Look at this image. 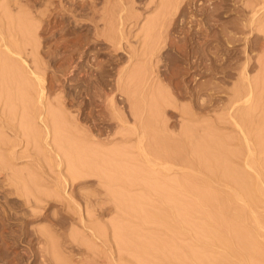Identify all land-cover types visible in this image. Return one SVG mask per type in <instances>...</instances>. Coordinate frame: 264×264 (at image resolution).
<instances>
[{"label": "rangeland", "instance_id": "obj_1", "mask_svg": "<svg viewBox=\"0 0 264 264\" xmlns=\"http://www.w3.org/2000/svg\"><path fill=\"white\" fill-rule=\"evenodd\" d=\"M139 118L156 146L178 150L182 161L195 154L194 161L207 164L214 175L208 188L198 182L200 173L193 184L210 191L207 198L213 189V205L181 187L165 190L153 178L161 166L148 167L138 153L131 129ZM263 136L264 0H0V264H264ZM114 148L127 158L108 156ZM74 171L79 178H72ZM181 171L165 180L183 178ZM240 175L255 178L251 200L233 192ZM222 195L226 204L217 200ZM179 202L183 208L196 203L194 214ZM234 210L248 220L239 221ZM245 226H254L256 241ZM254 241L258 252L250 247ZM188 246L199 263L189 260ZM201 249L209 253L202 256Z\"/></svg>", "mask_w": 264, "mask_h": 264}, {"label": "bare ground", "instance_id": "obj_2", "mask_svg": "<svg viewBox=\"0 0 264 264\" xmlns=\"http://www.w3.org/2000/svg\"><path fill=\"white\" fill-rule=\"evenodd\" d=\"M121 17H122V16H121ZM121 19H122V18H121ZM123 21H124V18H123ZM123 23H124V22H123ZM120 24H121V23H120ZM125 24H126V23H125ZM123 25H124V24H123ZM111 27H112V26H111ZM122 27H123V26H122ZM111 30H112V29H111ZM115 30H116V29H115ZM120 31H121V30H120ZM112 34H114V33H111V35H112ZM115 34H116V33H115ZM118 34H119V36H120V39H119V38H117V39L120 40V41H122V40H121L122 33H120V32L118 31ZM102 36H103V34H102ZM108 36H109V35H108ZM116 36H117V35H116ZM116 36H114V38H113L114 40H115ZM119 36H117V37H119ZM122 38H123V37H122ZM107 39H108V38H107ZM107 39L104 37V39L102 40V42L107 43V41H105V40H107ZM109 39H110V38H109ZM110 40H111V39H110ZM114 40H113V41L111 40V41L113 42V47H114L113 49H114V50H115V49H117V50L121 49L120 42H119V43H118V42H114ZM108 41H109V40H108ZM96 43H97V42H96ZM121 43H122V42H121ZM64 45H65V44H64ZM153 46H154V45H153ZM59 49H60V48H59ZM147 49H148V48H147ZM55 50H56V49H55ZM75 50H76V49H75ZM83 51H84V50H83ZM120 52H121V50H120ZM138 52H139V51H138ZM148 52H149V51H148ZM156 52H157V51H156ZM57 53H58V52H57ZM76 53H77V52H76ZM51 54H52V53H51ZM130 54H131V52H130ZM132 55H133V54H132ZM154 55H155V54H154ZM55 56H56V55H55ZM55 56H54V57H55ZM134 56H135V55H134ZM152 57H153V56H152ZM54 60H57V59L55 58ZM54 60H53V61H54ZM53 61H52V62H53ZM188 63H189V62H188ZM54 66H55V65H54ZM90 68H91V67H90ZM142 70H143V69H142ZM32 73H33V72H32ZM34 73H35V72H34ZM31 75H32V74H31ZM140 75H141V74H140ZM37 76H38V75H37ZM140 77H141V76H140ZM35 78H36V77H35ZM38 80H39V79H38ZM100 81H101V80H100ZM119 81H120V80H119ZM135 81H136V80H135ZM140 82H141V81H140ZM146 82H147V81H146ZM135 83H136V82H135ZM117 84H118V83H117ZM123 84H124V83H123ZM139 84H140V83H139ZM118 87H119V86H118ZM122 87H123V86H122ZM43 88H44V87H43ZM41 89H42V88H41ZM113 89H114V88H113ZM118 89H119V88H118ZM136 89H137V88H136ZM121 90H122V89H121ZM134 90H135V89H134ZM113 91H114V90H113ZM124 92H125V91H124ZM126 92H127V90H126ZM127 93H128V92H127ZM130 94H131V93H129V95H130ZM105 95H106V94H105ZM108 95H109V94H108ZM131 95H132V94H131ZM40 97H41V96H40ZM131 97H132V96H131ZM134 98H135V97H134ZM247 99H248V98H247ZM257 99H258V98H257ZM106 100H107V99H106ZM114 100H115V99H113V97H112V98L110 99V101H109V102H110L109 105H111L112 111H113V112H116V114H117L119 111H118V109H117L118 107L116 106L117 104H115L116 102H114ZM131 100H132V99H131ZM134 100H135V99H134ZM136 100H137V99H136ZM232 101H233V100H232ZM237 101H238V100H237ZM109 102H108V103H109ZM235 102H236V101H235ZM131 103H132V101H131ZM135 103H136V102H135ZM136 106H137V105H136ZM136 106H135V107H136ZM141 106H142V105H141ZM143 106H144V105H143ZM100 107H101V106H100ZM131 107H132V106H131ZM146 108H147V107H146ZM253 108H254V107H253ZM131 109H132V108H131ZM246 109H248V108H246ZM251 109H252V108H251ZM135 110H137V109H135ZM142 110H143V109H142ZM248 110H249V109H248ZM248 110H246V111H248ZM254 110H255V109H254ZM125 111H126V110H125ZM138 111H139V110H138ZM250 112H251V111H250ZM49 113H50V112H49ZM56 113H57V112H56ZM122 113H123V112H122ZM124 113H125V112H124ZM128 113H129V112H128ZM130 113H131V114H129V115H132V114H133V112H130ZM246 114H247V112H246ZM58 115H59V114H58ZM88 115H89V114H88ZM121 115H123V114H121ZM121 115L118 114V118H119V119L121 118ZM135 115H136V114L134 113V116H135ZM139 115H140V114H139ZM139 115L137 114L136 116H139ZM248 115H249V113H248ZM52 116H53V113H52ZM124 116H126V115H124ZM234 116H235V115H234ZM244 116H245V115H244ZM244 116H243V118H244ZM251 117H252V116H251ZM42 118H43V117H41V119H42ZM53 118H54V120H53L54 126L60 128L61 125H62L61 122H60V119H59L60 117L58 118V116L56 117V115H54ZM137 118H138V117H137ZM143 118H144V117H143ZM108 119H109V118H108ZM115 119H116V118H115ZM124 119H125V118H124ZM129 119H130V118H129ZM262 119H263V117H262ZM42 120L45 121L46 119L43 118ZM50 120H51V117H50ZM103 120H104V119H103ZM112 120H113V118H112ZM136 120H137V119H136ZM138 120H139V123H138V124L136 123L137 125L133 126L132 129L130 128V129L133 131V132H132V131H131V132H132V134H133V137H134V140H135L136 146H137V148H138V151H139L138 153H139L140 157H141L144 161H146L148 167L150 166V167L154 168V167H156V166H161L160 168H161V173H162V174H156V173H155V176H154V175H153V172H155L156 169L154 168L155 170H154L153 172H152L153 169L148 170L149 172H150V171L152 172L153 178H155L157 181H158V180H162V182H161L162 185H161V186L164 187V185H165V190L168 189V188H174V189L176 190V189H178V188L180 189V187H181V191L184 190V192H185L188 196H191V197H192L193 195H199V196H197V197H200V198H197V199H201V201L204 200V199H202V198L205 197L206 199H209V200H206L205 202L207 203V201H209V202H211V205H213L212 202L214 203V200H216L215 197H214V199L212 198V197H213L212 194H216V193H212V192H213V189H212V192H211V195H210V196H211L210 198L213 199V200L210 201L211 199H210V198H207V197H209V195H206V194H210V191H209V192H208V191H204V190L201 191V190H200L201 188L198 190L197 187H196V185H195V184H198L197 182H195V181H197L196 178H197V177H200V176L203 175V176L201 177L202 180L200 181V178H199V179H198V182L201 183V184H202L203 186H205V187L209 186L210 181H208V180H211V178L214 177V175L212 176V171L210 170V171H211V173H210V171L208 170V168H207V167H206V168L204 167V166H206L207 164L203 166L202 164L196 162L197 160L194 161V155H195L194 153H192V154H194L193 157H191L192 155L189 156L188 161H182V160H181V159H182L181 156L177 154V153H179L178 150H177V152L174 151V150H176V149H174L173 151H171V150L169 149V151H167V150L161 148V147L159 146L160 144H159L158 146H156V145H155V140H154V141H151V140L148 138V134H147V126H146V124L144 123V119L142 120V118H139ZM145 120H147V119H145ZM154 120H155V119H154ZM154 120H153V121H154ZM240 120H241V119H240ZM51 121H52V120H51ZM127 121H128V120H127ZM2 122H3V121H2ZM154 122H155V121H154ZM45 123H46V124H45ZM45 123H44V124H45L46 126H48V125H47L48 122L45 121ZM49 123H50V122H49ZM51 123H52V122H51ZM53 123H52V124H53ZM146 123H147V122H146ZM148 123H149V122H148ZM240 123H241V122H240ZM242 124H243V123H242ZM63 125H64V124H63ZM119 125H120V124H119ZM149 125H150V124H149ZM260 125H261V124H260ZM51 126H52V125H51ZM236 126H238V124H237ZM55 127H54V128H55ZM258 127H259V126H258ZM118 128H119V127H118ZM116 129H117V128H116ZM153 129H154V128H153ZM48 130H49V129H48ZM61 130H62V129H61ZM65 130H66V129H65ZM149 130H150V127H149ZM187 130H188V129H187ZM196 130H197V129H196ZM254 130H255V129H254ZM114 131H115V130H114ZM117 131H119V130H117ZM122 131H123V130H122ZM129 131H130V130H129ZM168 131H169V130H168ZM62 132H63V130H62ZM125 132H126V131H125ZM207 132H208V131H207ZM241 132H242V131H241ZM241 132H240V134H241ZM89 133H90V132H89ZM117 133H118V132H117ZM117 133H116V134H117ZM188 133H189V132H188ZM209 133H210V132H209ZM83 134H84V133H83ZM118 134H119V133H118ZM126 134H128V133H124V131H123V132L120 134L121 136H120V137L118 136V137L121 138V139H124V138H126V137H129V135L127 136ZM129 134H130V132H129ZM160 134H161V133H160ZM262 134H263V133H262ZM84 135H85V137H87L88 139H90V141H91V140H95V138L93 137L94 134H88V133H86V134H84ZM86 135H87V136H86ZM181 135H183V134H181ZM258 135H259V134H258ZM58 136H59V135H58ZM58 136H57V137H58ZM153 136H154V134H153ZM167 136H168V135H167ZM190 136H191V135H190ZM193 136H194V135H193ZM195 136H196V135H195ZM242 136H243V135H242ZM74 137H75V136H74ZM157 137H158V136H157ZM203 137H204V136H203ZM263 137H264V136H263ZM0 138H1V137H0ZM87 138H86V139H87ZM189 138H190V137H189ZM197 138H198V137H197ZM256 138H257V137H256ZM260 138H261V137H260ZM260 138H259V139H260ZM126 139H127V138H126ZM168 139H169V138H168ZM187 139H188V138H187ZM206 139H207V138H206ZM61 140H63V139H61ZM65 140H66V139H65ZM98 140H99V139H98ZM102 140H103V138H102ZM124 140H125V139H124ZM134 140H133V141H134ZM197 140H198V139H197ZM211 140H212V139H211ZM251 140H252V139H251ZM54 141H55V140H54ZM58 141H59V140H58ZM63 141H64V140H63ZM121 141H122V140H121ZM201 141H202V140H201ZM207 141H208V140H207ZM94 142H95V141H94ZM117 142H118V141H117ZM157 142H158V141H157ZM163 142H164V141H163ZM192 142H193V141H192ZM247 142H248V141H247ZM262 142H263V141H262ZM0 143H1V140H0ZM57 143H58V142H57ZM64 143H65V142H64ZM98 143L100 144L99 141H98ZM182 143H183V141H182ZM205 143H206V141H205ZM5 144H7V143H5ZM59 144H60V143H59ZM62 144H63V142H62ZM104 144H105V143H104ZM166 144H167V143H166ZM183 144H184V143H183ZM201 144H202V143H201ZM203 144H204V143H203ZM260 144H261V143H260ZM0 145H1V144H0ZM70 145H71V144H70ZM75 145H76V144H75ZM178 145H179V144H178ZM191 145H192V144H191ZM55 146H56V145H55ZM57 146H58V145H57ZM98 146H99V145H98ZM174 146L176 147L175 144H174ZM174 146H173V148H174ZM181 146H182V145H181ZM192 146H193V145H192ZM211 146H212V145H211ZM59 147H60V146H59ZM64 147H65V144H64ZM166 147H167V146H166ZM209 147H210V146H209ZM262 147H263V146H262ZM74 148H75V147H74ZM134 148H135V147H134ZM206 148H207V147H206ZM212 148H213V147H212ZM98 149H100V148H98ZM108 149H109V148H108ZM114 149H115V148H114ZM122 149H124V147H123ZM187 149H188V147H187ZM194 149H195V148H194ZM196 149H198V148H196ZM203 149H205V148H203ZM59 150H60V149H59ZM66 150H67V149H66ZM69 150H70V149H69ZM75 150H76V149H75ZM115 150H116V149H115ZM124 150H125V149H124ZM124 150H123V151H124ZM185 150H186V149H185ZM185 150H184V151H185ZM188 150H189V149H188ZM190 150H191V149H190ZM201 150H202V149H201ZM201 150H200V152H201ZM212 150H213V149H212ZM212 150H211V151H212ZM99 151H100V150H99ZM118 151H119L118 149H117L116 151L110 150V152H108L107 155H108V156H112L113 158H115V157L117 158V156H119V155H120V158H122V157H124V159L127 158V157L125 158V156H121V155L124 154V153H123V154L120 153V152H123V151L121 150V148H120V152H119V153H118ZM196 151H197V150H196ZM205 151H208V149H206ZM209 151H210V150H209ZM73 152H74V151H73ZM92 152H93V151H92ZM186 152H188V151H186ZM190 152H191V151H190ZM203 152H204V151H203ZM203 152H202V153H203ZM77 153H80V152H77ZM77 153H76V154H77ZM207 153H208V152H206V156H207ZM213 153H214V152H213ZM250 153H251V152H250ZM179 154H180V153H179ZM186 154H187V153H186ZM189 154H190V153H188L187 155H189ZM228 154H229V153H228ZM58 155H59V154H58ZM92 155H93V153H92ZM95 155H96V154H95ZM200 155H201V153H200ZM204 155H205V154H204ZM136 156H137V155H136ZM206 156H205V157H206ZM80 157H82V156H80ZM138 157H139V156H138ZM185 157H186V156H185ZM195 157H196V156H195ZM202 157H203V155H202ZM105 158H106V156H105ZM116 158H115V159H116ZM136 158H137V157H136ZM196 158H198V157H196ZM208 158H209V157L207 156V159H208ZM108 159H109V158H108ZM122 159H123V158H122ZM122 159H120V162H122ZM201 159H202V158H201ZM221 159H222V155H221ZM258 159H259V158H258ZM127 160L129 161V159H127ZM127 160H126V161H127ZM132 160H133V159L130 158V161H132ZM168 160H169L170 162H169ZM184 160H185V159H184ZM253 160H254V159H253ZM123 161H124V160H123ZM222 161H224V160H222ZM228 161H229V160H228ZM107 162H108V161H107ZM133 162H134V160H133ZM208 162H209V161H208ZM218 162H219V161H218ZM219 163H220V162H219ZM248 163H249V161H248ZM90 164H91V163H90ZM113 164H115V162H114ZM133 164H134V163H133ZM199 164L202 165V166H200ZM203 164H205V163L203 162ZM259 164H260V163H259ZM76 165H79V164H76ZM92 165H93V164H92ZM92 165H91V166H92ZM106 165H107V164H106ZM111 165H112V164H111ZM120 165H121V164H120ZM147 165H146V166H147ZM185 165H187V166H185ZM188 165L190 166V168H191L192 170H187V169H186V168H189ZM219 165H220V164H219ZM79 166H80V165H79ZM79 166H78V167H79ZM83 166H84V165H83ZM85 166H86V165H85ZM88 166H89V165H88ZM137 166H138V165H137ZM225 166H226V165H225ZM71 167H72V166H71ZM76 167H77V166H76ZM107 167H108V166H107ZM112 167H113V166H112ZM112 167H111V169H114V168H112ZM148 167H147V168H148ZM208 167H209V166H208ZM216 167H217V166H216ZM222 167H223V166H222ZM222 167H221V168H222ZM80 168H81V167H79V168H77V169H78V171L82 172V170H80ZM84 168H85V167H84ZM97 168H98V167H97ZM108 168H109V167H108ZM116 168H117V167H116ZM156 168H157V167H156ZM190 168H189V169H190ZM211 168H212V167H211ZM109 169H110V168H109ZM149 169H150V168H149ZM158 169H159V168H158ZM158 169H157V170H158ZM228 169H229V168H228ZM73 170H74V169H73ZM86 170H87V172L94 173V174H97V172L99 173V170H98V169L96 170L95 168H91V167H89V169L87 168ZM114 170H115V169H114ZM177 170H183V172L181 171V172H182V176H183V178H182L181 176H180L181 178L178 176V178H176V179H172V178H170V179L165 180V179L167 178V176H168V177H171V175H170V174H171V171H177ZM257 170H258V169H257ZM107 171H109V170L107 169ZM195 171H196L197 174L195 173ZM218 171H219V170H218ZM222 171H223V170H222ZM260 171H261V170H260ZM260 171H258V172H260ZM95 172H96V173H95ZM111 172H113V171H111ZM114 172H115V171H114ZM149 172H148V173H149ZM181 172H180V173H181ZM70 173H71V172H70ZM76 173H77V174H76ZM90 173H89V174H90ZM140 173H141V172H140ZM199 173L202 174V175H200ZM228 173H229V172H228ZM235 173H236V171H235ZM238 173H239V171H238ZM78 174L80 175V173H78V172H75V171L72 172V175H73V176L75 175V177L72 176V178H75V179H76V177L79 178ZM82 174H83V173H82ZM122 174H123V173H122ZM149 174H150V173H149ZM198 174H199V175H198ZM213 174H214V173H213ZM221 174H222V173H221ZM221 174H220V175H221ZM240 174H241V173H240ZM242 174H243V173H242ZM258 174H259V173H258ZM169 175H170V176H169ZM197 175H198V176H197ZM244 175H245V172H244ZM244 175H243V176H244ZM259 175H260V174H259ZM263 175H264V173H263ZM111 176H112V175H111ZM111 176H110V177H111ZM118 176H119V175H118ZM196 176H197V177H196ZM221 176H222V175H221ZM233 176H234V175H233ZM114 177H115V176H112V178H114ZM163 177H164V178H163ZM238 177H241L240 182H239V183H241V184H239V183L236 181V183H237L238 185H240V187H241V188H240L239 186H237V187H239V188H238L239 190L236 189L237 187H236L235 185H237V184H233V183H232L233 181L230 182V180L223 179V182H224L226 185H231L230 183H232V187H233V189H234L233 192H234L235 195H236L235 191H239V193H241V192H245V193L247 194V196H246V194H245L246 197H248V196L251 197V196H252V192H251V191H255V190L257 191V185H255V184H256V183H254L255 181L253 182V179L255 180V178H253L252 181H251L249 177H246V178H245V176L242 177V175L237 176V178H238ZM255 177H256V176H255ZM81 178H82V177H81ZM112 178H111V179H112ZM115 178H116V177H115ZM151 178H152V177H151ZM233 178H234V177H233ZM251 178H252V176H251ZM257 178H258V177H257ZM263 178H264V177H263ZM106 179H107V178H106ZM120 179H121V178H120ZM134 179H135V178H134ZM228 179H229V178H228ZM77 180H79V179H77ZM109 180H110V179H109ZM186 180H187V182H188V180L191 181V183H189V184L186 183ZM231 180H232V179H231ZM234 180H237V179L235 178ZM257 180H258V179H257ZM74 181H75V180H74ZM107 181H108V179H107ZM111 181H113V179H112ZM111 181H108V182L111 183ZM116 181H117V179H116ZM120 181H121V180H120ZM128 181H129V180H128ZM142 181H143V180H142ZM142 181H141V182H142ZM124 182H126V181L123 179V184L128 183V182H126V183H124ZM135 182H136V181H135ZM138 182H139V181H138ZM193 182H195V184H193ZM218 182H219V181H218ZM234 182H235V181H234ZM112 183H113V182H112ZM121 183H122V182H121ZM161 183H160V184H161ZM253 183H254V184H253ZM140 184H142V183H140ZM158 184H159V182L157 183V185H158ZM71 185H73V181H72ZM111 185H112V184H111ZM126 185H127V184H126ZM138 185H139V184H138ZM138 185H137V186H138ZM143 185H144V184H143ZM150 185H151V184H150ZM211 185H212V184H211ZM233 185H234V186H233ZM144 186H145V185H144ZM155 186H156V185H155ZM161 186H159L160 188H157V189H162ZM199 186H200V185H199ZM199 186H198V187H199ZM167 187H168V188H167ZM200 187H201V186H200ZM214 187H216V186H214ZM214 187H213V188H214ZM150 188H151V187H150ZM150 188L148 189V187H147V189H148L149 192L152 190V189H150ZM207 188H208V187H207ZM211 188H212V187H211ZM182 189H183V190H182ZM204 189H206V188H204ZM258 189H259V188H258ZM206 190H210V187H209V189H206ZM216 190H218V189H216ZM216 190H214V191H216ZM148 191H147V192H148ZM153 191H154V190H153ZM158 191H159V190H158ZM160 191H161V190H160ZM160 191H159V192H160ZM176 191H177V190H176ZM179 191H180V190H179ZM181 191H180V196H182ZM221 191H222V190H221ZM256 191H255V192H256ZM154 192L156 193V191H154ZM167 192L169 193V190L166 191V193H167ZM249 192H251V193H249ZM160 193H161V192H160ZM182 193H183V192H182ZM225 193H226V192H225ZM231 193H232V192H231ZM239 193H237L236 198H239V196H238ZM146 194H147V193H146ZM156 194H158V193H156ZM156 194H155V195H156ZM220 194H222V193H220ZM226 194H227V193H226ZM228 194H229V193H228ZM232 194H233V193H232ZM232 194H231V195H232ZM242 194H243V193H242ZM242 194H241V195L239 194L240 197L242 196L241 199L243 198V195H244V194H243V195H242ZM248 194H249V195H248ZM250 194H251V196H250ZM253 194H254V193H253ZM148 195H150V194H148ZM155 195H154V197H155ZM169 195H170V194H169ZM175 195H178V194H175ZM175 195H174V196H175ZM216 195H217V194H216ZM216 195H214V196H216ZM180 196H179V198H182V197H180ZM183 196H184V195H183ZM232 196H233V195H232ZM237 196H238V197H237ZM254 196H255V195H254ZM154 197H153V198H154ZM175 197H176V196H175ZM226 197H227V196H225L224 198H226ZM228 197H230V196H228ZM233 197H234V196H233ZM249 197H248L247 199H250ZM86 198H87V197H86ZM89 198H90V196H88L87 201H86V202H88V203L92 200L91 198H90V199H89ZM176 198H178V197H176ZM194 198H196V197L194 196ZM218 198H219V197H218ZM222 198H223V195H222V197H221V200H220V198L217 199V200L219 201L220 204H224V203H225V202H224V203H221V202H220V201H222V200L224 199V198H223V199H222ZM234 198H235V197H234ZM251 198H252V197H251ZM88 199H89V200H88ZM146 199H147V197H146ZM161 199H162V198H161ZM166 199H167V198H166ZM231 199H232V198H231ZM244 199H246V198H244ZM148 200H149V199H148ZM172 200H174V199H172ZM175 200H176V199H175ZM175 200H174V201H175ZM178 200H179V199H178ZM178 200H177V201H178ZM182 200H183V199H182ZM224 200H225V199H224ZM239 200H240V199H239ZM250 200H251V199H250ZM161 201H164V202H165V198L162 199ZM161 201L159 200V203H160ZM188 201H189V200H188ZM192 201H194V200H192ZM225 201H226V200H225ZM235 201H236V200H235ZM246 201H247V200H246ZM167 202H168V201H167ZM183 202L186 203L187 200H186V201H183ZM195 202H196V201H195ZM202 202H203V201H202ZM222 202H223V201H222ZM230 202H231V201H230ZM236 202H239V201H236ZM90 203H91V202H90ZM149 203H150V202H149ZM161 203L164 205L163 207H166V208H167V206H165L166 203H163V202H161ZM161 203H160V204H161ZM174 203H175V202H174ZM177 203H178V202H177ZM179 203H180V202H179ZM228 203H229V202H228ZM228 203H227V204H228ZM187 204H188V203H187ZM225 204H226V203H225ZM236 204H238V203H236ZM172 205H173V204L171 203V206H170V207H172ZM179 205H181V207L183 208V207H185L186 204H184V206H182V204L180 203ZM194 205H196V203L193 204V203L189 202V205H188L189 208H183V209H186V210L189 209L188 211H190V214H191V212L195 210V209L192 210V207H193ZM229 205H230V204H229ZM229 205H228V207H229ZM242 205H243V204H242ZM160 206H161V205H160ZM186 206H187V205H186ZM203 206H204V205H203ZM206 206L208 207L209 205L206 204ZM225 206H227V205H224V207H225ZM231 206H232V205H231ZM231 206H230V207H231ZM233 206H234V205H233ZM233 206H232V207H233ZM120 207H121V205H120ZM130 207H131V206H130ZM155 207H156V206H155ZM163 207H161V208H163ZM173 207H174V206H173ZM195 207H196V206H195ZM195 207H193V208H195ZM215 207H216V206H215ZM222 207H223V205H222ZM224 207H223V208H224ZM230 207H229V208H230ZM232 207H231V208H232ZM236 207H237V205H236ZM246 207H247V206H246ZM166 208H165V209H166ZM168 208H169V205H168ZM168 208H167V210L169 211ZM182 208H181V209H182ZM203 208H204V207H203ZM208 208H209V207H208ZM210 208H211V207H210ZM225 208H226V207H225ZM229 208H227V211H228ZM231 208H230L229 210H231ZM240 208H241V206H240ZM240 208H235V209H240ZM123 209L125 210V208H123ZM123 209H122V210H123ZM165 209L163 208V210H165ZM174 209H175V208H174ZM181 209H180V210H181ZM232 209H234V208H232ZM242 209H243V208H242ZM131 210H132V209H131ZM172 210H173V209H172ZM172 210H170V211H172ZM177 210H178V209H177ZM177 210H176V211H177ZM191 210H192V211H191ZM205 210H206V209H205ZM243 210H244V209H243ZM246 210H247V209H246ZM139 211H140V210H139ZM152 211H155V210H152ZM218 211H219V209H218ZM224 211H226V209H225ZM224 211H223V212H224ZM227 211H226V213H227ZM232 211H233V210H232ZM235 211H237V210H234V212H232L233 214L235 213V215H236L235 218L237 217L238 220H239V218H240L239 221L244 220V219L246 220V218H244V217H246L245 214H244V213H245L244 211H242V210H239V211H237V212H235ZM160 212H162V210H160ZM179 212H180V211H179ZM179 212H178V213H179ZM182 212H183V213H182L183 215H182V214H181V215L184 217V214H185L187 211L185 212L184 210H182ZM184 212H185V213H184ZM229 212H230V211H229ZM229 212H228V213H229ZM178 213H176V214L178 215ZM187 213H188V212H187ZM187 213H186L185 216H187ZM192 213L194 214V212H192ZM212 213H213V212H212ZM219 213H220V212H219ZM230 213H231V212H230ZM134 214H135V213H134ZM168 214H169V213H168ZM220 214H221V213H220ZM233 214H232V215H233ZM247 214H248V212H247ZM157 215H158V214H157ZM162 215H163V213H162ZM181 215H180V216H181ZM221 215H222V214H221ZM164 216H167L166 213L164 214ZM182 216H181L180 218L184 219ZM188 216H190V215H188ZM188 216H187V218H189ZM217 216H218V214H217ZM233 216H234V215H233ZM146 217H147V216H146ZM176 217H177V216H176ZM225 217H226V216H225ZM248 217H249V215L247 216V220H248ZM250 217H251V216H250ZM157 218H158V217H155V219H157ZM187 218H186V220H187ZM214 218H215V216H214ZM220 218H221V216L219 217V220H220ZM233 218H234V217H232V219H233ZM243 218H244V219H243ZM252 218H253V217H252ZM139 219H140V218H139ZM150 219H151V218H150ZM159 219H160V217H159ZM161 219H162V218H161ZM175 219H176V218H175ZM143 220H144V219H143ZM147 220H148V219H147ZM147 220H146V221H147ZM191 220H192V219H191ZM214 220H215V219H214ZM219 220H218V221H219ZM233 220H234V219H233ZM247 220H246V221H247ZM251 220H253V219H251ZM144 221H145V220H144ZM148 221H149V220H148ZM156 221H157V220H156ZM181 221H182V220H180V222H181ZM183 221H185V220H183ZM246 221H245V223H247ZM253 221H254V220H253ZM167 222H168V221H167ZM223 222H224V221H223ZM249 222H250V220H249ZM141 223H142V222H141ZM143 223H144V222H143ZM146 223H147V222H146ZM178 223H179V221H178ZM188 223H189V222H188ZM215 223H217V222H215ZM229 223H230V222H229ZM229 223H228V224H229ZM251 223H252V222H251ZM148 224H149V223H148ZM179 224H180V223H179ZM179 224H178V225H179ZM189 224H190V223H189ZM221 224H222V223H221ZM234 224H235V223H234ZM241 224H242V223H241ZM215 225H216V224H215ZM222 225H223V224H222ZM248 225H249V224H248ZM119 226H121V225H119ZM219 226H220V225H219ZM228 226H229V225H228ZM232 226H234V225L232 224ZM177 227H178V226H177ZM183 227H185V226L183 225ZM186 227H187V226H186ZM217 227H218V226H217ZM230 227H231V225H230ZM246 227H248V226H245V228H246ZM255 227H256V226H255ZM118 228H119V227H118ZM191 228H192V227H191ZM207 228H208V227H207ZM233 228H234V227H233ZM250 228H251V227H250ZM253 228H254V226L252 227V229H253ZM137 229H138V228H137ZM178 229H180V228H178ZM182 229H183V228H182ZM209 229H211V227H210ZM252 229L250 230L249 227H248L247 230H246L245 232H246V236H247V237H250L252 240H254L255 238L257 239V237H255V235H256L258 232H253ZM133 230H134V229H133ZM183 230H184V229H183ZM187 230H188V229H187ZM190 230H191V229H190ZM190 230H188V231H189V234H190ZM212 230H213V228H212ZM218 230H219V229H218ZM230 230H231V229H230ZM232 230H233V229H232ZM254 230H255V228H254ZM257 230H259V229L257 228ZM178 231H179V230H178ZM181 231H182V230H181ZM204 231H205V230H204ZM208 231H209V230H208ZM223 231H224V230H223ZM228 231H229V228H228ZM210 232H212V231H209V233H210ZM221 232H222V231H221ZM221 232L219 231V233H221ZM206 233H207V232H206ZM217 233H218V232H217ZM222 233H223V232H222ZM230 233H231V231H230ZM243 233H244V232H243ZM243 233H242V234H243ZM123 234H124V233H122V235H123ZM184 234H185V233H184ZM211 234L214 235L215 232L210 233V235H211ZM223 234H224V233H223ZM228 234H229V233H228ZM117 235H118V234H117ZM208 235H209V234H208ZM216 235H217V234H216ZM257 235H258V234H257ZM257 235H256V236H257ZM123 236L125 237V235H123ZM123 236L120 235V237L117 236L116 238H118V237H119V238H122L121 241L124 242V240H123L124 237H123ZM219 236H220V239H221V236H222V238H223V235H219ZM227 236H228V235H227ZM229 236H230V235H229ZM231 236H232V235H231ZM131 237H132V236H131ZM212 237H213V236H212ZM214 237H215V236H214ZM224 237H225V236H224ZM244 237H245V236H244ZM258 237H259V236H258ZM142 238H143V237H142ZM173 238H174V237H173ZM218 238H219V237H218ZM218 238H216V239H218ZM226 238H227V237H226ZM253 238H254V239H253ZM260 238H261V237H260ZM130 239H131V238H130ZM223 239H224V238H223ZM223 239H221V240H223ZM232 239H233V237H232ZM247 239H249V238H247ZM247 239H245V240H247ZM256 239H255V241H256ZM140 240H141V239H140ZM227 240H228V239H227ZM245 240H244V241H245ZM260 240H261V239H260ZM115 241H116V240H115ZM121 241H120V242H121ZM214 241H215V240H214ZM224 241H225V240H224ZM240 241H241V240H240ZM255 241H254V243L251 242V243H253L252 245H254V246H250V247H253V250H254V249L256 250V248H258V249L260 248V247H258V244H257L258 242L255 243ZM262 241H263V240H262ZM120 242H119V243H120ZM140 242H141V241H140ZM226 242H227V241H226ZM226 242H225V243L223 242V243L226 244ZM247 242H248V241H247ZM127 243H128V242H127ZM127 243H126V245H127ZM203 243H204V242H203ZM209 243H210V242H209ZM209 243H208V244H209ZM230 243H231V242H230ZM243 243H244V242H243ZM243 243H241V244H243ZM245 243H246V242H245ZM249 243H250V241H249ZM263 243H264V242H263ZM263 243H261V241H260V245L263 244ZM121 244H122V243H121ZM121 244H120V245H121ZM140 244H141V243H140ZM151 244H152V243H151ZM156 244H157V243H156ZM174 244H175V243H174ZM205 244H206V243H205ZM205 244H204V245H205ZM211 244H212V243L209 244V247H210ZM213 244H214V243H213ZM216 244H218V243H216ZM220 244H221V241H220ZM227 244H228V242H227ZM227 244H226V245H227ZM241 244H240V245H241ZM123 245H124V244H123ZM135 245H136V244H135ZM137 245H139V244H137ZM141 245H142V244H141ZM145 245H147V244L145 243ZM152 245H153V244H152ZM158 245L160 246L159 243H158ZM192 245H193V244H192ZM250 245H251V244H250ZM263 245H264V244H263ZM263 245H262V246H263ZM132 246H133V245H132ZM142 246H143V245H142ZM142 246H141V247H142ZM161 246H162V245H161ZM177 246H178V245H177ZM185 246H186V245H185ZM211 246H212V245H211ZM221 246H222V245H221ZM221 246H220V247H221ZM228 246H229V245H228ZM230 246H231V245H230ZM230 246H229V247H230ZM123 247H124V246H123ZM127 247H128V246H127ZM141 247H140V248H141ZM164 247H166V246H164ZM164 247H163V249H164ZM188 247H189V246H188ZM207 247H208V246H207ZM213 247H214V246H213ZM222 247H223V246H222ZM232 247H233V246H232ZM241 247H244V246L241 245ZM263 247H264V246H263ZM148 248H149V247H148ZM152 248H153V247H152ZM152 248H150V249L152 250ZM157 248H158V247H157ZM161 248H162V247H161ZM161 248H159V252H160ZM176 248H177V247H176ZM181 248H182V247H181ZM195 248H196V247H194V249H195ZM200 248H201V246H200ZM225 248H226V246H225ZM235 248H236V247H235ZM116 249H117V248H116ZM121 249H122V248H121ZM130 249H131V248H130ZM150 249H149V250H150ZM153 249H154V248H153ZM163 249H162V250H163ZM171 249H172V248H171ZM184 249H185V248H184ZM189 249H191V248L189 247L188 250H187V249H185V250H186V251H189ZM192 249H193V246H192ZM230 249H231V248H230ZM232 249H234V247H233ZM238 249H239V248H238ZM245 249H246V247H245ZM250 249H251V248H250ZM258 249L256 250L257 252H258ZM124 250H125V249H124ZM126 250H128V249L126 248ZM141 250H142V248H141ZM141 250H140V251H141ZM147 250H148V249H147ZM162 250H161V251H162ZM196 250H197V249H196ZM199 250H200V249H198L197 251H199ZM203 250H204V249H203ZM207 250H208V249H207ZM212 250H213V249H212ZM216 250H217V249H216ZM115 251H116V250H115ZM201 251H202V249H201ZM221 251H222V250H221ZM229 251H230V250H229ZM229 251H228V252H229ZM238 251H239V250H238ZM243 251H244V250H243ZM245 251L248 252L247 249H246ZM249 251H250V250H249ZM251 251H252V250H251ZM261 251H262V250H260L259 252H261ZM146 252H147V251H146ZM146 252H145V253H146ZM156 252L159 253L158 250H157ZM180 252H181V250L179 251V253H180ZM189 252H190V253L192 252L191 254H194L192 250H190ZM199 252H200V251H199ZM215 252H216V251L214 250V252H213L214 255H215ZM252 252H254V251H252ZM252 252H251V256H253V255H252ZM263 252H264V251H263ZM147 253H148V252H147ZM160 253H161V252H160ZM165 253H166V251H165ZM167 253H168V252H167ZM179 253L177 252V254H179ZM185 253H186V252H185ZM197 253H198V252H197ZM202 253H203V251L201 252V255L203 256V254H206V253H209V252H206V253H203V254H202ZM210 253H211V252H210ZM213 253H211L212 256H213ZM221 253H222V252H221ZM221 253H220V255H221ZM255 253H256V252H255ZM109 254H110V253H109ZM170 254H171V253H170ZM186 254H187V253H186ZM188 254H189V253H188ZM222 254H223V253H222ZM253 254H254V253H253ZM256 254H257V253H256ZM260 254H261V253H260ZM119 255H120V254H119ZM143 255H144V254H143ZM161 255H162V253H161ZM189 255H190V254H189ZM189 255H187V257H191V256H192V255H190V256H189ZM198 255H199V254H198ZM220 255H218V256H220ZM249 255H250V254H249ZM107 256H108V254H107ZM120 256H121V255H120ZM120 256H119V257H120ZM132 256H133V255H132ZM155 256H156V255H155ZM157 256H159V255H157ZM179 256L181 257V255H179ZM183 256H184V257H183ZM183 256H182L181 258H184V260H185V259H186V255H183ZM196 256H197V255H196ZM196 256H195V254H194V257H192V258L189 259V260H192V259H195V260H196V259H197V261H198V263H199V259H201V258H200V256H198L199 258H195ZM205 256H206V255H204V257H205ZM225 256H226V255H225ZM242 256H243V255H242ZM247 256H248V255H247ZM111 257H112V256H111ZM130 257H131V256H130ZM167 257H168V256H167ZM170 257H171V256H170ZM248 257H249V256H248ZM255 257H256V256H255ZM86 258H88V257H86ZM108 258H109V256H108ZM128 258H129V257H128ZM202 258H203V257H202ZM208 258H209V257H208ZM221 258H222V257H221ZM221 258H220V259H221ZM244 258H245V257H244ZM253 258H254V257H253ZM253 258H252V260H253ZM112 259H113V258H112ZM167 259H168V258H167ZM176 259H177V258H176ZM204 259H206V257H205ZM204 259H203V261H204ZM220 259H219V260H220ZM227 259H228V258H227ZM245 259H246V258H245ZM247 259H250V258H247ZM85 260H86V259H85ZM87 260H88V261H91L89 258H88ZM87 260H86V262H87ZM117 260H118V259H117ZM181 260H182V259H181ZM210 260H212V258H211ZM213 260H215V259L213 258ZM217 260H218V258H217ZM223 260H224V258H223ZM255 260H256V259H255ZM258 260H259V259H258ZM121 261H122V259H121ZM170 261H171V260H170ZM182 261H183V260H182ZM187 261H188V260H187ZM221 261H222V259H221ZM238 261H239V260H238ZM241 261H242V260H241ZM165 262H166V261H165ZM179 262H181V261H179ZM183 262H184V261H183ZM185 262H186V261H185ZM201 262H202V261H200V263H201ZM209 262H210V261H209ZM247 262H248V260H247ZM250 262H254V261H251V260H250ZM155 263H156V262H155ZM157 263H158V262H157ZM186 263H187V262H186ZM190 263L192 264V261H191ZM194 263H195V262L193 261V264H194ZM211 263H212V261H211ZM241 263H242V262H241ZM116 264H117V263H116ZM151 264H152V263H151ZM202 264H204V262H203ZM207 264H208V263H207ZM212 264H213V263H212Z\"/></svg>", "mask_w": 264, "mask_h": 264}]
</instances>
